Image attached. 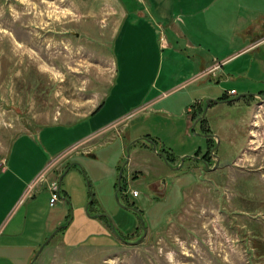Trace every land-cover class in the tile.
I'll list each match as a JSON object with an SVG mask.
<instances>
[{"label":"rangeland","instance_id":"374dc122","mask_svg":"<svg viewBox=\"0 0 264 264\" xmlns=\"http://www.w3.org/2000/svg\"><path fill=\"white\" fill-rule=\"evenodd\" d=\"M119 9L115 0H0V170L6 158L15 167L3 175L0 189V264H30L59 227L32 264H264V44L257 56L244 51L215 71L240 44H204L200 53L218 63L213 72L198 83L174 86L150 111L134 107L156 97L164 73L156 86V66L131 64L129 80L115 88L111 107L100 115L102 125L121 123L69 150L78 128L65 123L87 116L113 92ZM230 88L226 99L214 103L208 97L191 113L169 111L195 105L190 94L222 96ZM189 114L194 124L187 127ZM201 119L215 135L208 144ZM55 122L60 128L50 137L65 133L46 149L40 169L27 155L10 160L16 136ZM148 136L157 139L154 148L147 140L134 141ZM35 142L44 148L39 138ZM213 144L219 157L214 168L213 158L208 166L181 160L196 151L208 154ZM161 151L170 152L169 163ZM60 177L59 198L51 206L48 183L58 186ZM90 198L88 215L103 218L107 236L64 246L67 225L71 231L77 227L71 223L74 207H85ZM34 207L41 218L48 215L50 225L30 258L38 238L22 223L25 209L32 214ZM8 243L19 247L13 258Z\"/></svg>","mask_w":264,"mask_h":264},{"label":"crops","instance_id":"0c3cea01","mask_svg":"<svg viewBox=\"0 0 264 264\" xmlns=\"http://www.w3.org/2000/svg\"><path fill=\"white\" fill-rule=\"evenodd\" d=\"M129 1L130 0H115V3H118L120 9L119 21L113 37L114 50L117 52L116 63L118 72L115 77L113 75L114 80L110 84L113 92L99 102L97 108L93 110L95 111L94 113H92V111L81 119L71 123H65L69 125L68 127H71L70 129L78 128L73 131L76 140L69 150L74 149L78 143H85L86 146L89 145L100 133L108 129H114L121 123V119H119L120 121L118 122L115 121L109 125H102L104 119L101 118L100 115L106 107H111L109 101H114L115 88H120V86L126 83V80H129L128 78H130V73L132 72L130 70L131 64L139 66L138 68H141L143 65L151 64L154 65V67L156 66L155 72L157 70L159 72L158 76L155 77V84L157 81L159 82L161 73H164L165 78L162 79L160 87L154 88L157 91L156 97L146 100V102L140 103L134 107L135 110L150 111L162 101L161 99L163 97L168 95L169 91L177 88L174 86L178 85V87H181L185 84L190 85L198 83L211 72L221 70L223 68V63L227 65L230 62H228V60H230L231 57L244 51L251 52L253 56H257L260 47L264 44V0ZM218 40L221 42H235L240 44L235 47V49H232L231 52L225 54L223 59H221L223 61H220L219 64L209 60L208 57H205L200 53V48L204 44H215ZM160 47L161 50H159ZM197 61L199 62L198 64ZM216 64H218L217 68L214 69ZM251 67L254 68V66ZM173 72H177L178 75L175 78V84L168 87L166 83L173 79V77H171ZM231 89L233 88L225 91L227 96L229 95L228 91ZM236 93L237 91H235V94ZM190 95L192 101L189 99V96H186L185 103L191 101L194 102L195 105H185V108L183 105L180 110L169 109V111L172 110L170 113L173 116H181L184 113L187 114V111H190V107L191 111H196L197 103H201V101L203 102V99L208 97L210 99H218V97H220L219 95L205 93L200 95ZM116 96L118 95L116 94ZM214 103L216 102L214 101ZM191 111L189 113H191ZM170 113L169 115H171ZM80 120H82V122H79ZM193 122L192 115L189 114L186 117L187 127L190 124H194ZM58 123L59 122H55L44 125L42 129L36 133H22L16 136L9 149L8 154L10 155V160H14L16 156L24 159L27 155V159L37 160L40 169L43 165V161H45L44 158H46V149L49 151V148L54 147V145L57 146L58 135L61 136L65 133L58 131L55 132L54 137H50V134L53 131H57L60 128V126H55L58 125ZM50 126H55V128H52V130L48 132L45 131ZM117 132L119 133L120 130ZM37 138H39L41 144L44 142V148H41L39 144L35 142V139ZM145 138L157 141L155 137L151 136L135 137L134 141L137 142L136 140L139 139L145 140ZM11 169L15 170V167L14 165H10L6 158V161L0 170V189L3 184V175L8 173ZM49 185L50 184L48 183V188H50L52 192L53 189ZM59 185L60 184L58 183V192L61 191ZM62 195L66 198L68 197L66 191H63ZM33 202L34 199H32L29 204ZM88 203L89 202H87V204ZM85 208L86 206L84 207L80 204L74 207V216L71 223L77 222V227L76 230L71 231L70 227L72 225L69 227L67 225L68 228L66 227L61 238L64 246H76V244L83 241V243H86L92 235L99 237L107 236L106 234H108V230L106 225L102 222V219L99 216L94 217L88 215ZM41 216L42 213L40 212L38 215L36 207H34L32 214L29 213L27 209L24 211L22 227L27 230L29 224V231L32 236L34 235L33 238H38L34 241L32 247H29L31 252L30 258L40 245L41 238H39V236H42L46 229L49 230L50 224L48 215H45L44 218H41ZM65 224H67V222ZM74 235H76V238L73 241ZM44 242L40 245V248L45 245ZM6 245H8L7 247L12 246V250L15 249V251L13 250L11 252V257L13 258L16 250L19 249L18 245L13 243H8ZM36 253L30 261V264H32L37 258L38 255L36 256Z\"/></svg>","mask_w":264,"mask_h":264},{"label":"flooded vegetation","instance_id":"af4514ba","mask_svg":"<svg viewBox=\"0 0 264 264\" xmlns=\"http://www.w3.org/2000/svg\"><path fill=\"white\" fill-rule=\"evenodd\" d=\"M222 101H225V100H222ZM208 133L209 132L203 133L204 136H206V139H212V138L215 137V135H209ZM208 143H210V141H208L207 144ZM207 144H206V146H207ZM216 149H217L216 146L213 144V145L210 146V150L211 151H209L208 154H207V152H203V153H201L198 156L197 155H194V154L192 156H190V155L189 156L184 155V159H186V158L193 159L194 158V159H196V161H200L202 164H204V162H206V164L208 165V160H211L213 158L215 160L214 161V166H213V168H214L215 166L219 165V157H217V154H216L217 151H216ZM160 153L163 154V157L162 156L161 157L168 162V160L164 157L165 156L164 153L163 152H160Z\"/></svg>","mask_w":264,"mask_h":264},{"label":"water","instance_id":"95a60500","mask_svg":"<svg viewBox=\"0 0 264 264\" xmlns=\"http://www.w3.org/2000/svg\"><path fill=\"white\" fill-rule=\"evenodd\" d=\"M212 100H214V99H212ZM208 101L209 100H207V104H208ZM215 101V100H214ZM145 140H147V141H149L150 143H152V146H153V148H154V143L152 142V140H150V139H148V138H145ZM159 154H160V156H162L163 157V154L162 153H160V152H158ZM217 158V157H216ZM184 159V157H182L181 158V160H183ZM165 162H167L166 160H165ZM204 165H206V166H208L207 164H206V162H204ZM60 181H61V177L59 178V184H60ZM120 187V182L118 181V188ZM92 200V198H90V200H89V202ZM117 201L119 202V198H118V196H117ZM87 205L88 204H86V212L88 213V210H87ZM125 208H129V207H127V206H124ZM69 222V221H68ZM142 224H144L143 222H142ZM60 229V227L57 229V230H55L54 232H52L49 236H48V238L45 240V242H44V244H46L51 238H52V236L58 231ZM146 233V228L143 226V236H144V234ZM42 248V247H41ZM41 248H39V250L37 251V253H36V256L38 255V253L40 252V250H41ZM36 256H35V258H36Z\"/></svg>","mask_w":264,"mask_h":264},{"label":"trees","instance_id":"16d2710c","mask_svg":"<svg viewBox=\"0 0 264 264\" xmlns=\"http://www.w3.org/2000/svg\"><path fill=\"white\" fill-rule=\"evenodd\" d=\"M226 97H228L225 93H223V95L222 96H220L219 97V99H226ZM95 111H93L92 113H94ZM204 122H205V119H201V125H202V128H201V131L202 132H207V130L205 129V128H203V125H204ZM208 141H210L209 139H208ZM154 142H155V140H154ZM146 145V144H145ZM162 152V151H161ZM164 153V152H163ZM197 151L195 152V154L194 155H197ZM165 154V153H164ZM165 158L168 160V162L169 161H171L172 160V157H170V152L168 153V154H165ZM117 192L119 193L120 192V190H121V185H120V187L118 188L117 187ZM93 202H94V200L92 199V201L91 202H89L88 203V205H87V210H88V212L91 210V207H92V205H93ZM100 218H102V217H100ZM103 219V218H102Z\"/></svg>","mask_w":264,"mask_h":264},{"label":"built area","instance_id":"2783aa9c","mask_svg":"<svg viewBox=\"0 0 264 264\" xmlns=\"http://www.w3.org/2000/svg\"><path fill=\"white\" fill-rule=\"evenodd\" d=\"M234 90H231L230 92H228L229 94L232 93L233 94ZM53 191H52V195L50 197V204L53 205L59 198V192L57 191V186L56 183L54 185V187H52ZM137 191L133 190V195H136Z\"/></svg>","mask_w":264,"mask_h":264}]
</instances>
